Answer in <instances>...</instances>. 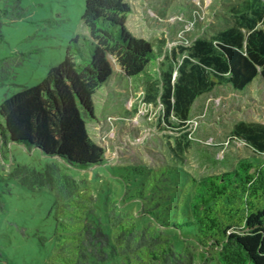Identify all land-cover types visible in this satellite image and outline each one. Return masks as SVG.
<instances>
[{
  "label": "trees",
  "instance_id": "obj_1",
  "mask_svg": "<svg viewBox=\"0 0 264 264\" xmlns=\"http://www.w3.org/2000/svg\"><path fill=\"white\" fill-rule=\"evenodd\" d=\"M227 10L230 22L209 37L172 50L162 37L156 50L127 27L130 2L85 0L87 33L70 39L64 59L37 85L2 100V147L17 144L59 160L42 169L16 164L9 172L30 190L53 192L47 264H264V159L242 157L233 168L200 178L177 163L118 165L140 177L143 188L126 200L141 199V210L121 213L112 201L108 230L96 218L90 185L66 169L106 162V147L92 137L88 121L97 118L95 100L114 71L145 74L142 100L161 105V122L183 131L195 100L217 84L244 90L264 80V0H241ZM14 64L0 58V85ZM230 135L264 154L263 122L239 120Z\"/></svg>",
  "mask_w": 264,
  "mask_h": 264
},
{
  "label": "rangeland",
  "instance_id": "obj_2",
  "mask_svg": "<svg viewBox=\"0 0 264 264\" xmlns=\"http://www.w3.org/2000/svg\"><path fill=\"white\" fill-rule=\"evenodd\" d=\"M127 1L132 6L129 30L150 40L156 50L163 37L165 48L172 50L194 38L209 37L224 21L229 23L228 5L241 0ZM84 7L85 0H0V58L15 62L13 75L0 85V104L23 86L37 85L52 65L64 59L70 39L87 33ZM144 79L145 74L127 77L114 71L95 100L97 118L88 121L92 137L106 147V162L66 168L90 185L96 218L106 230L112 201L121 213L141 210V199L126 200L143 188L140 177L118 165L177 163L200 178L231 169L242 157L264 159V154L230 135L239 120L264 123L263 79H255L244 90L223 82L200 95L190 110L193 127L188 137L190 129L177 130L161 122V105L142 100ZM49 162L59 160L17 144L2 147L0 139V264H47L54 243L53 192L30 190L9 172L16 164L42 169Z\"/></svg>",
  "mask_w": 264,
  "mask_h": 264
},
{
  "label": "built area",
  "instance_id": "obj_3",
  "mask_svg": "<svg viewBox=\"0 0 264 264\" xmlns=\"http://www.w3.org/2000/svg\"><path fill=\"white\" fill-rule=\"evenodd\" d=\"M192 123H193V122H192V119L188 121V126H189V127H187V129H190V128H191ZM194 123H195V122H194ZM192 127H193V126H192ZM191 132H192V131H191V129H190V136H191Z\"/></svg>",
  "mask_w": 264,
  "mask_h": 264
}]
</instances>
